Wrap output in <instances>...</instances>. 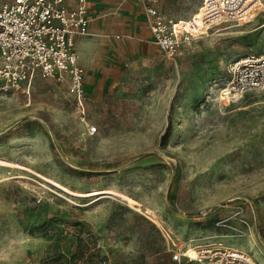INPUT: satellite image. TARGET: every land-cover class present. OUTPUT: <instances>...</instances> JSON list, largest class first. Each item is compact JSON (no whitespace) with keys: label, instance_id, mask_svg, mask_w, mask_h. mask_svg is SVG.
<instances>
[{"label":"rangeland","instance_id":"rangeland-1","mask_svg":"<svg viewBox=\"0 0 264 264\" xmlns=\"http://www.w3.org/2000/svg\"><path fill=\"white\" fill-rule=\"evenodd\" d=\"M147 1L185 21L203 0ZM261 1L172 57L155 43L83 109L53 78L0 83V264H205L173 257L204 242L264 264V91L216 96L264 47Z\"/></svg>","mask_w":264,"mask_h":264},{"label":"built area","instance_id":"built-area-1","mask_svg":"<svg viewBox=\"0 0 264 264\" xmlns=\"http://www.w3.org/2000/svg\"><path fill=\"white\" fill-rule=\"evenodd\" d=\"M145 2L146 0H138ZM260 1L262 8L256 3ZM90 0L0 1V83L5 90L30 94L33 81L53 78L68 85L82 109L86 100L85 70L75 47L78 36L88 35ZM263 9L261 0H203L185 21L167 19L153 5L146 8L155 43L172 57L178 48L222 22L251 21ZM249 91H264V47L245 54L227 66L225 80L216 89L220 102L230 103ZM97 131L91 127V133ZM194 248L196 256L190 254ZM205 264H257L245 251L219 242L181 246L173 251Z\"/></svg>","mask_w":264,"mask_h":264},{"label":"crops","instance_id":"crops-1","mask_svg":"<svg viewBox=\"0 0 264 264\" xmlns=\"http://www.w3.org/2000/svg\"><path fill=\"white\" fill-rule=\"evenodd\" d=\"M149 4L147 0H90V33L75 42L85 70L86 93L118 84L140 64V56L155 47L146 11Z\"/></svg>","mask_w":264,"mask_h":264},{"label":"bare ground","instance_id":"bare-ground-1","mask_svg":"<svg viewBox=\"0 0 264 264\" xmlns=\"http://www.w3.org/2000/svg\"><path fill=\"white\" fill-rule=\"evenodd\" d=\"M256 5H257V7H259L261 5L260 1H257ZM195 14H197V13H195ZM241 24H244V23H241ZM191 256H193V257L196 256V251L195 250L191 253Z\"/></svg>","mask_w":264,"mask_h":264}]
</instances>
